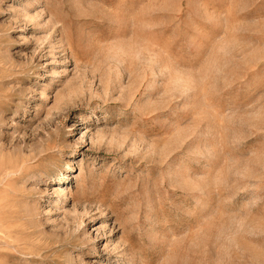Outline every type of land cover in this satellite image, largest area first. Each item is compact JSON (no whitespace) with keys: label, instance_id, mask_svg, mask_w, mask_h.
<instances>
[{"label":"rangeland","instance_id":"1","mask_svg":"<svg viewBox=\"0 0 264 264\" xmlns=\"http://www.w3.org/2000/svg\"><path fill=\"white\" fill-rule=\"evenodd\" d=\"M0 264H264V0H0Z\"/></svg>","mask_w":264,"mask_h":264},{"label":"bare ground","instance_id":"2","mask_svg":"<svg viewBox=\"0 0 264 264\" xmlns=\"http://www.w3.org/2000/svg\"><path fill=\"white\" fill-rule=\"evenodd\" d=\"M66 179H69V176Z\"/></svg>","mask_w":264,"mask_h":264}]
</instances>
